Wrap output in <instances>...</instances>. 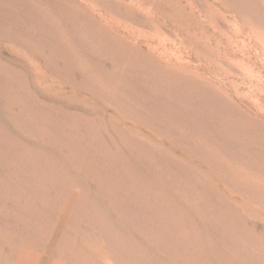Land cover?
Segmentation results:
<instances>
[{"label": "rangeland", "instance_id": "1", "mask_svg": "<svg viewBox=\"0 0 264 264\" xmlns=\"http://www.w3.org/2000/svg\"><path fill=\"white\" fill-rule=\"evenodd\" d=\"M55 1L0 0V264H216V256L222 264H246L234 247L210 245L203 216L214 211L191 192L174 191L179 177L158 159L171 160L185 181L210 190L205 192L213 203L242 215L253 213L241 205V199L249 202L245 189L259 192L264 180L189 139L170 100H161L172 108L163 113L139 92L125 93L113 77L123 78L122 71L102 64L99 40L90 32L108 22L111 35L138 40L142 52L146 45L175 52L213 82L223 78L239 110L264 119V49L249 39L264 35V2L85 0L97 8L85 15L93 25L88 32L68 0ZM147 9L156 25H166L155 29L142 12ZM194 34L203 47L192 49ZM76 44L86 45L84 54ZM243 65L254 77L243 75ZM209 104L216 109L215 101ZM182 107L177 110L184 113ZM250 262L264 264V258Z\"/></svg>", "mask_w": 264, "mask_h": 264}, {"label": "bare ground", "instance_id": "2", "mask_svg": "<svg viewBox=\"0 0 264 264\" xmlns=\"http://www.w3.org/2000/svg\"><path fill=\"white\" fill-rule=\"evenodd\" d=\"M57 1H59V0H56L55 2H57ZM60 1H62V0H60ZM104 1L106 2L107 0H104ZM192 1H194V0H192ZM261 1L264 2V0H261ZM66 2H68L70 4V7L72 9H74V12L81 17L80 19H81V22H83V27H82L83 30L88 31L89 28L93 27L90 20H88L89 18L85 17L86 14L93 16L92 14L97 11V8H95L93 5H91L90 1L87 2L85 0H80L79 1L80 5L79 4H73V3H71L70 0H68ZM72 2H75V1H72ZM114 2L118 3L119 5H122L125 1L124 0H114ZM177 2H179V1H177ZM68 3L66 6L69 5ZM101 3H104V2H101ZM246 3H247V1L245 2V4ZM232 4H234V3H232ZM237 4H238V2H237ZM229 5L231 6V4H229ZM242 6H244V5H242ZM250 6H253V5H250ZM257 6L258 5H256L255 7H257ZM232 7H234V6H232ZM261 8H262V6H261ZM147 10L142 11V12L145 14V18L147 19V21L150 22L151 25L154 26L155 29L159 30L158 25H160V24L166 25V22H159V23L157 22L158 24L156 25L154 20H155V17H157V16H153L154 14L149 12L150 9L148 11ZM185 10H186V8L184 6L180 7L181 12H184ZM57 11H58V9H57ZM257 11H259L258 8H257ZM233 12H234V10H233ZM243 12H245V10ZM249 12H250V10H249ZM252 12H254L253 9L249 14L251 15ZM236 14H238V12ZM244 14H246V13H244ZM241 15H243V14L241 13ZM255 15H257V14H255ZM91 16H89V17H91ZM97 16H99L100 19L103 18L101 15L97 14ZM253 16H254V13H253ZM253 16L252 17L248 16V17L250 18V20H251V18L253 20V18H255ZM260 17H261V15H260ZM189 18L191 19V16ZM260 19L263 20L264 18L263 19L260 18ZM59 20H60V18H59ZM256 20L258 21V19H255L254 24L258 23V22L256 23ZM261 20H259V21H261ZM175 22L179 23L180 21L175 20ZM107 23L108 22H106L105 24H101V25H104L103 28L105 30L108 29L107 30L108 32L103 31V28H101V26L99 28L95 27L94 28L95 31L90 32L91 30H89L88 32L91 33L90 36L92 35L96 39L99 40V42H97L96 44L99 48L98 49L99 52L103 56L104 61H102L103 62L102 64L105 65V63H106L107 65H109L111 67L112 70H117V68L118 69L120 68L119 70L122 71L123 74H121V75L123 76V78L120 77L118 79V76H117L118 74H115V76H113L115 78V80L113 79L114 82L116 80H119V81L121 80V86L124 88L125 93L129 94V93H132L135 91L139 92L142 96L145 97V99H150L153 106H159V107L163 108V110H161V111L159 109L160 112H163L164 110L170 111L173 108L174 109L173 110L174 111V114H173L174 118L179 122L180 125H183L184 128H186V130H188L187 132H188L189 137L188 136L187 137L189 139L193 138L194 140H197L198 142L202 143L203 145H206V146L211 147V148L212 147L216 148L217 150H219L221 152L220 154L226 156L228 159H230L231 161H233L235 163L237 162L239 164V166H241L243 169H245L252 176L251 178L257 177V178H260V180L262 179V181H263L264 180V119H260L258 117L257 118L253 117L249 112L244 113L243 111L239 110L242 107L237 103H236L237 106H235L236 104H234V102H233L234 100H232L230 98L226 89L223 87L225 85H228V83L224 82L223 78H217V80L213 82L211 78H207L206 76L203 75L204 73L202 74L201 72H199L197 70L198 67L194 66L193 63H190L189 61H185L182 57L177 55L175 52H171L170 50H167V49L158 51L157 48H151L150 45H146V47H145L146 50L143 51L145 53H143L142 51H140V48H139L140 46H139L138 40L131 41V40H128L127 37L122 36V35L120 36L121 38L117 37V35H111V33H109V28L107 26L108 25ZM192 24H194V23H192ZM195 26H196V24H195ZM214 26H215V24H214ZM258 26H260V25H258ZM175 27L178 28V26H175ZM70 29H71V27H70ZM79 30H81V29H79ZM75 32L72 31L71 34L72 33L75 34ZM81 34H84V33H81ZM175 34H177V33H175ZM256 34L257 33H255V35L250 34L252 36H249V39L250 40L255 39L257 42H259V44L264 49V35L260 34V36L259 35L257 36ZM105 35L111 39V40L108 39V41L110 40L111 43H106L107 37ZM118 35H120V33ZM104 36H105V38H104ZM77 37H78V35H77ZM187 37H189V36H187ZM74 38H76V36ZM87 38H89V37H87ZM102 38H104L105 41H104V39L100 40ZM81 40H82V38H81ZM191 40L193 41L192 49H194L196 47H200V46L203 47L202 39L198 38L197 35H195V34L192 35ZM231 40L229 39L230 44L233 43ZM182 43H184V42L182 41ZM238 43H239V41H238ZM84 44H85V40H84ZM89 44H91V43H89ZM116 44H119V46L128 48L130 51L129 54L127 55L125 52H122V53L120 52L121 53L120 54L119 52H117V48H116L117 45ZM78 45L81 46L80 43ZM80 46H78V47H80ZM84 46H86V45H84ZM84 46L80 47V48H83V50L81 49V51H83L82 52L83 54L85 52ZM202 50H204V49H202ZM208 51L210 54L212 53L211 52L212 49L210 50V48H208L207 52ZM199 52H201V51H199ZM204 52H206V51H204ZM116 53H118L119 55L116 56L115 55ZM96 54L98 55L99 53H96ZM34 55H35V53H34ZM85 55H83V56H85ZM129 55L132 57L130 60L132 62L129 61V58H126V56H129ZM86 57L88 58V56H86ZM91 59H93V58H91ZM232 59H233V57H232ZM194 60H195V58H194ZM98 61H99V59H98ZM233 61H236V60H233ZM138 62H140V63H138ZM102 64H100V65H102ZM231 64H232V66L238 65V64H234L232 62H231ZM104 65H102V66H104ZM109 66L107 68L108 70H109ZM220 67H223V66L221 65ZM99 69H100V67H99ZM104 70H105V68H104ZM104 70L102 69V72H105ZM223 70L225 72V68ZM241 71H242L243 75H245L246 78L254 77L252 71H250V69H248L246 65L242 66ZM108 73H109V71H108ZM108 73L106 75H109ZM228 74H230V73H228ZM106 75H104V76L108 77ZM111 75H113V74L111 73ZM109 78H110V76H109ZM229 86L230 85H228V87ZM165 98L170 100V103L175 105L176 107L173 106L172 108H170L169 104H166L163 101H161L162 99L164 100ZM209 101H215L216 102V105H215L216 109L211 108L214 105L210 106ZM235 102H236V100H235ZM180 103L183 105H181ZM179 106H181V108H183L182 106H184V108L186 109L184 113H183V111L181 113L179 110H177V109H179L178 108ZM242 110H244V109L242 108ZM157 111H158V109H157ZM152 114H154V113H152ZM155 116L156 115H154V117ZM170 118H171V116H170ZM157 119H159V118H157ZM184 136H183V138H184ZM185 153H186V151H185ZM198 154H199V152H198ZM182 155H180L181 158L185 156L184 154H182ZM191 157L195 158V157L190 155V159H191ZM200 160H202V159H200ZM176 161H178V160H176ZM158 162L160 165L167 168V170H170L173 173H175L172 175L179 177V178L176 177V179L173 180L172 185L174 186V189H175L174 191L179 190L178 192H181V190H182V191H186V192H191L192 194L198 196V198L200 199L201 202H203L205 205L209 206L210 210L214 211V213L212 212L209 215L203 216L205 219H207V226L208 227L205 229V231L208 235V240H209L210 245L218 246V242L221 243V241H222L227 246L234 247L235 250H237L239 252L240 257L243 260L242 262L246 261V264H253V262L251 263L250 261L253 260V261L257 262V261H261L264 258V223L263 222L260 224L257 223V222L264 221V185L261 184L259 186L260 190L262 191V194H259V192H260L259 189H258L259 192L252 193L251 188L253 186L252 187L250 186L251 188H248L247 186H245V188L247 187L248 189L244 188L245 193H249V196H248L249 202L241 199V201H242L241 205L248 208V209H250L251 207L253 208V210H252L253 213H255V216L256 215H258V216H256L257 218L255 216H254V218H252L253 213L251 215L250 213L246 212L245 213L246 215H242L240 212L233 210L229 205H227L225 203H222V202L220 204L213 203L208 198L209 196L207 195V192H205L209 189L206 188V190H205L204 188H199L196 185V183L192 184L189 179L188 180L186 179V181H185V179L182 176L178 175L179 173L176 174V172H178V171L173 170L176 168V166L172 164L173 162L171 160L170 161H164L163 159H158ZM204 163H205V161H204ZM208 164L209 163H207V165ZM199 165H200V163H199ZM142 166H144V165L142 164ZM204 167H205V165H204ZM143 168L144 167H142V169ZM146 168H148V167H146ZM145 170H148V169H145ZM153 171H151V172L153 173ZM155 171H157V170H155ZM196 172H198V171H196ZM211 172H213V171H211ZM238 172H240V171H238ZM155 173H157V172H155ZM218 173H220V172L218 171ZM248 173H247V175L249 176ZM234 175H236V174H234ZM241 175H244V174L241 173ZM157 177H161V176L158 175ZM157 177H156V179L161 181V178H157ZM220 179H222V176ZM255 180H257V179H255ZM255 180H254V183H255ZM222 181H223V179H222ZM242 182H245V181L242 180ZM161 183H162V181H161ZM256 183H255V185H256ZM243 185H245V184H243ZM247 185H250V184H247ZM242 193L243 192H241V195H242ZM230 197H232V195H230ZM253 202L255 204L258 203L259 207H253L251 204ZM191 207L193 208V206H191ZM250 215L252 216L251 218L249 217ZM258 218L261 221H258ZM215 261H216V264H222L223 263L222 260L217 256L215 258ZM46 262H48V261H46Z\"/></svg>", "mask_w": 264, "mask_h": 264}]
</instances>
